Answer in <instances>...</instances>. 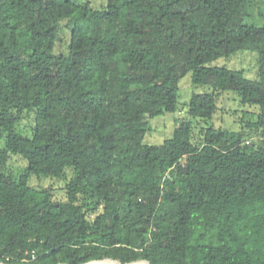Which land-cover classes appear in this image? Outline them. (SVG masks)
<instances>
[{
    "label": "trees",
    "instance_id": "trees-1",
    "mask_svg": "<svg viewBox=\"0 0 264 264\" xmlns=\"http://www.w3.org/2000/svg\"><path fill=\"white\" fill-rule=\"evenodd\" d=\"M258 2L0 0V264H264V27L245 23ZM241 50L255 79L209 65ZM187 73L209 90L145 143ZM223 91L258 111L194 135ZM32 175L63 179L65 199Z\"/></svg>",
    "mask_w": 264,
    "mask_h": 264
},
{
    "label": "rangeland",
    "instance_id": "rangeland-1",
    "mask_svg": "<svg viewBox=\"0 0 264 264\" xmlns=\"http://www.w3.org/2000/svg\"><path fill=\"white\" fill-rule=\"evenodd\" d=\"M80 2L88 1L92 5H99L104 0H78ZM258 10H253L252 14L245 19L246 24L264 27V0H260ZM261 12V16L257 14ZM63 26V24H62ZM62 41L57 44V49L65 48V42L68 37V30L63 27L60 32ZM215 67H225L232 70L241 71L248 79H255L257 74V56L254 52L248 50L237 51L229 57L217 58L209 63ZM190 73H187L180 79L177 108L174 112L165 113L153 118L150 121L149 131L144 137L147 144H161L164 140L172 135L173 122L179 117H188L187 103L193 93L207 92L206 86L196 85L191 82ZM258 106L240 103L238 97L233 91H223L220 93L216 104V110L210 120L192 119L195 124L194 135L198 134L199 129L206 126H214L216 128L223 127L231 130H237L240 125V118L245 112H257ZM252 118V119H251ZM248 119L254 120L255 114L248 115ZM20 132L23 135H29L30 121H21ZM3 144V138L0 135V146ZM25 167V162L17 156L12 157L8 162V168L13 174H19ZM63 179H54L44 176L32 175L29 178V185L35 189L50 188L54 199H65Z\"/></svg>",
    "mask_w": 264,
    "mask_h": 264
},
{
    "label": "water",
    "instance_id": "water-1",
    "mask_svg": "<svg viewBox=\"0 0 264 264\" xmlns=\"http://www.w3.org/2000/svg\"><path fill=\"white\" fill-rule=\"evenodd\" d=\"M102 264H119L117 262H111V261H100Z\"/></svg>",
    "mask_w": 264,
    "mask_h": 264
}]
</instances>
